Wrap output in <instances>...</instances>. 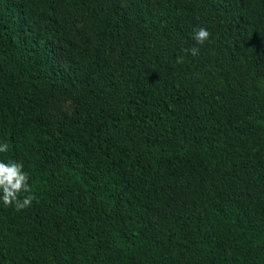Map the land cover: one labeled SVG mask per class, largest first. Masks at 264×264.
I'll list each match as a JSON object with an SVG mask.
<instances>
[{"label":"trees","instance_id":"trees-1","mask_svg":"<svg viewBox=\"0 0 264 264\" xmlns=\"http://www.w3.org/2000/svg\"><path fill=\"white\" fill-rule=\"evenodd\" d=\"M5 142L0 264H264V0H0Z\"/></svg>","mask_w":264,"mask_h":264},{"label":"clouds","instance_id":"clouds-1","mask_svg":"<svg viewBox=\"0 0 264 264\" xmlns=\"http://www.w3.org/2000/svg\"><path fill=\"white\" fill-rule=\"evenodd\" d=\"M211 32L204 27L194 29L193 39L197 45H204L211 38ZM192 56H198L200 47L193 46L185 49ZM176 63H184L183 57H178ZM8 151V144L0 143V153ZM36 200L33 188L30 185V176L24 171L21 162L0 161V201L5 207H13L16 211L28 209Z\"/></svg>","mask_w":264,"mask_h":264},{"label":"rangeland","instance_id":"rangeland-1","mask_svg":"<svg viewBox=\"0 0 264 264\" xmlns=\"http://www.w3.org/2000/svg\"><path fill=\"white\" fill-rule=\"evenodd\" d=\"M152 4L153 3L151 2V5ZM55 18L56 19L64 18L68 21L69 25L74 30V36H73L74 41L82 37L85 38V36L88 33V29L85 26L82 17L79 15L64 12V11L63 12L57 11L55 12ZM58 62L65 70H68L74 64L75 61L71 54H68L66 51H61L58 57ZM65 111L67 113H70L72 111V105L70 102H66ZM50 117L52 119H56V114L54 112H51Z\"/></svg>","mask_w":264,"mask_h":264}]
</instances>
